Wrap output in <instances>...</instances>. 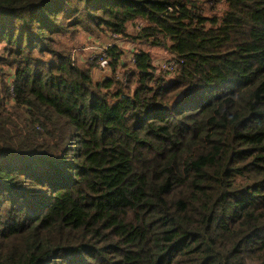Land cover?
Listing matches in <instances>:
<instances>
[{
    "label": "trees",
    "instance_id": "1",
    "mask_svg": "<svg viewBox=\"0 0 264 264\" xmlns=\"http://www.w3.org/2000/svg\"><path fill=\"white\" fill-rule=\"evenodd\" d=\"M225 2L0 0V264H264V0ZM137 21L173 70L61 43Z\"/></svg>",
    "mask_w": 264,
    "mask_h": 264
},
{
    "label": "rangeland",
    "instance_id": "2",
    "mask_svg": "<svg viewBox=\"0 0 264 264\" xmlns=\"http://www.w3.org/2000/svg\"><path fill=\"white\" fill-rule=\"evenodd\" d=\"M197 6L203 13L204 17L212 18V17H221L227 10V4L225 0H197ZM144 25L143 21H137L134 23H131L127 27V33L128 37H126V40L122 39L120 37L117 42V44L122 45L124 56H122L123 63H125L123 67H117L116 73L117 75H122L128 69L129 64V53L131 50H134V48H144V51H149L151 53V57L153 58V65L157 69V71L160 72H168L163 71L161 69V64L165 61L171 60L172 55H170L167 51L161 48H150L147 47V45L140 46L137 44V40H133V38L136 36L138 30ZM110 35V34H109ZM109 35L105 37L103 36H96L93 35L91 37L87 38V35L84 33H81L77 36L76 41H71L68 39V36L61 38V43L64 45H68L69 47H74L71 52L73 51L74 59L77 58V61H82L83 59L88 60L90 63L93 62V58L96 56L92 53L90 50H86L85 46L90 45L91 47H96L99 49H102L105 47L109 42ZM77 42L76 44H74ZM140 42V41H139ZM126 43V44H125ZM74 45V46H73ZM75 49V50H74ZM80 58V59H79ZM125 68V70H123ZM112 67L110 65L106 68H102L99 66H95V69L93 70V74L95 77V80H102L105 78H108L112 76ZM167 77H170L171 75L167 74Z\"/></svg>",
    "mask_w": 264,
    "mask_h": 264
},
{
    "label": "built area",
    "instance_id": "3",
    "mask_svg": "<svg viewBox=\"0 0 264 264\" xmlns=\"http://www.w3.org/2000/svg\"><path fill=\"white\" fill-rule=\"evenodd\" d=\"M114 38H116V40H113ZM117 38H119V37H116L115 35H112V37L109 38L110 42L105 47H103L102 49H99V48H96V47L93 48L92 53L94 55H96L93 58V61L97 58L98 59L97 63L99 64V67H102V68L106 67L107 62H108L109 59L106 58L104 49L113 47L114 44H117V42L119 41V40H117ZM120 44H117V45H120ZM133 54H134L133 50H131V52L128 54L129 55V61H128L129 63L134 62ZM174 67H175L174 61H165L164 63L161 64V69L163 71L173 70Z\"/></svg>",
    "mask_w": 264,
    "mask_h": 264
},
{
    "label": "crops",
    "instance_id": "4",
    "mask_svg": "<svg viewBox=\"0 0 264 264\" xmlns=\"http://www.w3.org/2000/svg\"><path fill=\"white\" fill-rule=\"evenodd\" d=\"M88 48V49H87ZM93 48H95V47H91L90 45H86L85 46V49L86 50H90V51H93ZM80 59V58H79Z\"/></svg>",
    "mask_w": 264,
    "mask_h": 264
}]
</instances>
